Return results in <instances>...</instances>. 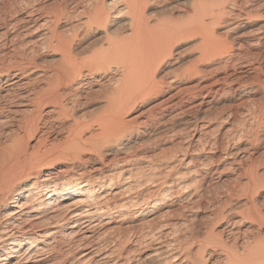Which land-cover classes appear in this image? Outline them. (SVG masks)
Segmentation results:
<instances>
[{"label": "bare ground", "instance_id": "bare-ground-1", "mask_svg": "<svg viewBox=\"0 0 264 264\" xmlns=\"http://www.w3.org/2000/svg\"><path fill=\"white\" fill-rule=\"evenodd\" d=\"M47 1L0 0V264H264L254 153L240 135L217 159L237 165L247 185L240 207L226 210L242 209L226 230L229 254L183 250L187 238H174L182 218L145 229L167 195L185 212L198 208V178L221 143L202 108L218 76L263 73L264 0H188L185 10V0H63L56 10ZM41 47L58 63L41 66ZM186 83L194 87L183 94ZM164 94L157 119L131 126L139 103ZM190 129L204 132L187 144L188 157L156 164L133 155L144 139Z\"/></svg>", "mask_w": 264, "mask_h": 264}, {"label": "rangeland", "instance_id": "rangeland-1", "mask_svg": "<svg viewBox=\"0 0 264 264\" xmlns=\"http://www.w3.org/2000/svg\"><path fill=\"white\" fill-rule=\"evenodd\" d=\"M7 1H9V2H7ZM10 1H12L11 3L17 4L16 2L19 0H5V2L8 3V5L11 4ZM41 1H44V0H41ZM62 1L63 0L47 1L48 7H46V10H56L58 8V5L61 4ZM165 1L166 2L167 1L174 2L175 0H165ZM9 6H13V5L11 4ZM189 7L190 6L188 3V0H185V2L183 4L180 3L178 6L179 10H185ZM251 14H252V16L254 15V13H251ZM257 18L263 19L264 15H262L261 17H257ZM42 48H45V47L39 48L38 51L35 53V54H37L39 52L41 55L37 54L38 57H37V55H34L41 66H43L44 68H49V67L53 66V64L55 65V63H58V61H59L58 56H53L50 51H47L49 49H47V48L42 49ZM41 51H43V52H41ZM44 52H46V53H44ZM39 55H40V57H39ZM56 59H57V62L55 61ZM49 61L52 62V65H51V62H49ZM257 61H256V59H254L253 62H251V64L255 65V63ZM259 61H260L261 65L263 66L264 61L263 62H261V60H259ZM43 62H45V63H43ZM263 69H264V66H263ZM229 74H231V75L229 77L228 76L226 77L227 82H225V83H224V80L222 78L223 76H218L219 81L217 83H215V85H214V83L212 84L213 85L212 88H213V90H215V92L212 91L210 93L211 95L209 94V96L207 97V101H210V102H209V104L205 105L202 108V110L205 111L204 113L207 114L204 116V117H206V119L204 118L205 121H203V122H205V124L207 126L209 125L208 126L209 129H211L212 132L214 131V133H212V136H214L216 138H220L221 143L220 144L217 143V145L211 146V148L212 147L214 148L216 155L214 156L213 162L210 163V166H207V168L205 167L206 169H208V171H207V174L204 176V178H201V177L198 178V180L201 181V183L199 181V184L201 185V187L199 188L200 192H201V196H200V199H199L198 204H197L198 208H194L195 210L193 208H191L185 212L179 208L180 202H179L177 195L174 194V196H173V194H171V195L169 194L170 197H168V195H167L168 198L165 197L166 199L163 201L166 204L165 207L154 214V218L152 217V219H151L152 223L151 222L148 223L150 225H148V226L145 225L148 228H146L145 226L142 227L144 231H145V229H150V227H151L150 230H152V229H155V227H158L163 222H170V221L175 222L177 220H181V218H182V220H185L186 223L182 224V225H181V223L176 224V227H178V229H180V230L177 229L176 233L179 232L181 234L175 233L174 238L178 237L179 235H180L179 237L181 239L187 238L186 239L187 242L184 240V242L182 243L185 245V248L183 247V250L191 249V251L193 253H196L198 251L200 253V249H201L203 251H207V252L212 253L213 260H215V258H220L221 256H225L226 253L229 254L231 252V250L233 249L232 246H234V245H232L233 243H231L232 242L231 240L233 238L232 239L230 237L228 238L226 230L231 227L230 223H233V221H237V219H238L237 216L241 215L239 212H241L242 209L236 208V209L232 210L231 212H229L230 214L226 213V210H228L230 208L240 207V206H238L240 204L239 202L244 200V198L246 199V196L242 197L241 195L246 194L245 190H247V189H244V188H247V185H246V182H244V180L242 181L239 177L236 176L237 175L236 172L238 170V168H236L237 165L228 166L226 164H223L220 161H219L220 163L217 161L220 152L225 150L227 146H231L232 143L234 144V142H232V141H235L237 136H239V135L241 137L240 139H242V140H240L239 145H241V144L244 145V143L247 145L250 144V147L248 148L249 149L248 152L254 153L253 158H252V164H253L252 170H254V173L255 172L257 173V174L255 173V174H256V177L257 176L258 177L256 178L257 180L254 179V181H255L254 183H256V184H254V183L250 184V189L254 185L255 188L253 187V189L255 190V192L253 194L254 195L253 197L260 201V204H262V208L264 207V204L262 201V200H264V82H263L264 81V71H263V73H259L255 70H252V69L247 70V68H241V69L236 68L235 72H233V70L228 71V75ZM257 74H258L259 78H258ZM193 85H194L193 83L192 84L186 83V84H183V87L179 86V88H181L180 89L181 91L185 92L183 94H188L189 92L192 91V89L194 87ZM238 85H240L241 90L237 89L235 92L234 90L237 88ZM230 88L231 89L233 88L234 90L233 91L228 90ZM177 90L178 89H176V91ZM242 92H249V93H247L248 95L246 94V95L242 96L241 95ZM173 93H171V94H173ZM164 95H161L160 97L152 100L151 102H145L143 104L139 103V105H137L136 112L134 111V113L132 115H130L131 118L134 117V118H137L138 120L136 122V119L130 118L131 120L129 122H130L131 126L141 125L142 123H144V121H145V123L149 122V121L153 120L152 118L157 119L158 118L157 115H159L158 111L164 105L163 102L165 101V99L169 96V95H165V96ZM160 102H162L163 104H160ZM141 105H143V106H141ZM153 105H155V107H153ZM152 107L154 110H152ZM156 107H158V108L156 109ZM207 108H209V109H207ZM142 112L143 113L145 112V113L141 114ZM155 112H157V113H155ZM138 113H139V115H138ZM148 114H150V115H148ZM243 117H245V118H243ZM148 119H150V120H148ZM146 120H148V121H146ZM133 121H135V122H133ZM132 122L137 123V124H133ZM203 132H204V130L193 131V129H190L189 132H186V130H184L183 132L181 131L179 133H176L175 136L170 135V133L163 134L165 132H162V133L157 134V136H154L153 138H150V139L147 138V139H144V140L138 142L137 143L138 145L135 144L133 146L134 148L132 147L133 148L132 150L135 151V152H133V153H135L133 155L134 156L137 155L142 160L145 159L144 161H153V159H154L155 161H157V163L155 161H153L156 164H159L160 162L164 161L165 159H168L171 157H175V156L178 157L183 153L186 154L185 155L186 157H188L189 152H190L189 151L190 147H188L189 143H191V141L195 135L202 136ZM217 133H218V135H217ZM185 136H187L186 137L187 139L185 141L186 144H184V147L188 148L187 150L184 149V147H182V145H178V143H177L178 138L185 137ZM224 137H226V139ZM222 138H224V139H222ZM211 139L213 140V138H211ZM155 140H157V141H155ZM246 142H248V143H246ZM150 143H151V145H149ZM175 143H177V144L175 145ZM206 146H208V145H206ZM206 146L204 147L205 149L208 148ZM147 158H148V160H147ZM175 169L178 171L181 168L176 167ZM173 170L169 171V175L171 174V172ZM176 170L173 171L175 174H173V172H172V174L174 176L171 174V177L176 176ZM217 176H220L219 179H217ZM202 180H203V182H202ZM260 184H262V185H260ZM238 185H239V189L241 188L242 191L238 189ZM191 188L192 187H190L189 189H191ZM194 188H195V186H194ZM193 189H191V190H193ZM248 196H249V194H248ZM219 205H221V206H219ZM211 208H213L215 210H213ZM177 209H179V210H177ZM164 210L166 212H168L167 210H169L170 214H169V212L166 213ZM190 210H193V211H190ZM162 211H164L166 214H163ZM190 212H192V213L194 212V213L192 214ZM234 213H236V215L233 216ZM180 214H182L183 216ZM155 217H157V218H155ZM163 218H165V219H163ZM154 219H155V221H153ZM245 220H246V218H245ZM245 222H246V224L243 223V225H241V226L242 227L244 226V229L246 228L247 230H251L249 223H247L248 221H245ZM184 225H186V226L184 227ZM247 225H248V227H247ZM144 227H145V229H144ZM140 229H141L140 227L136 226L130 230H134V231H132L133 233H135L136 231H138L136 233H139ZM184 230H186V231H184ZM209 230H210V232H209ZM209 235H210V237H209ZM215 235H216V237L214 238ZM191 236H193L194 238L192 237L193 238L192 239ZM220 236H222V237H220ZM195 237H196V239H195ZM188 238L191 241L188 240ZM216 238L218 239V241L221 238L223 240L222 244H224L225 246L222 245L223 247L220 246V248H219V244H217V243H216L217 247L214 246L212 243H214V241L217 240ZM192 241H194V242H192ZM209 241H211V242H209ZM208 243H210V245ZM190 245H191V247L189 248ZM131 246L132 245L129 244L128 250L133 248V246L132 247ZM200 246H201V248L198 249V247H200ZM196 249H198V250H196ZM222 254H224V255H222ZM219 255H221V256H219Z\"/></svg>", "mask_w": 264, "mask_h": 264}]
</instances>
